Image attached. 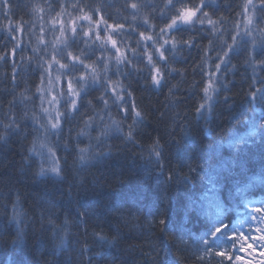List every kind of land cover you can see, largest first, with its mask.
Segmentation results:
<instances>
[{"label": "trees", "instance_id": "trees-1", "mask_svg": "<svg viewBox=\"0 0 264 264\" xmlns=\"http://www.w3.org/2000/svg\"><path fill=\"white\" fill-rule=\"evenodd\" d=\"M37 1L11 0L12 24L0 18V54L16 46V31L10 34V29L17 26L30 54L29 29L36 24L30 5ZM82 2L86 9L104 5L124 29L140 30L144 19L158 36L165 24L164 0H143L148 7L135 18L126 0ZM243 2L212 0L204 11L213 24L205 19L203 26L174 30L169 38H175L176 47L168 45L158 86L151 82L147 49L132 41L133 63L111 69L140 70L116 82L124 94L131 93V110L122 107L125 130L98 142L92 133L105 126L101 117L108 107L99 98L109 66L104 63L102 82L66 118L61 138L53 140L61 174L41 173L40 161L29 152L37 131L21 93H35L39 80L34 73L24 83L18 79L21 66L33 58L16 56L15 88L11 58L0 64V121L8 122L4 113L13 100L18 118L27 113L21 129H8L0 139V264H234L239 232L232 233L233 228L251 212L249 203L264 206V67L245 62L250 53L264 59V43L252 46L243 36L232 51L226 47L232 36L245 32L239 29ZM39 51L32 55L37 60L45 53ZM225 51L227 62L216 74L217 55ZM210 75L219 86L202 111ZM217 227L222 231L212 242Z\"/></svg>", "mask_w": 264, "mask_h": 264}, {"label": "rangeland", "instance_id": "rangeland-1", "mask_svg": "<svg viewBox=\"0 0 264 264\" xmlns=\"http://www.w3.org/2000/svg\"><path fill=\"white\" fill-rule=\"evenodd\" d=\"M212 0H208V3H210ZM198 3V1H197ZM31 4H38L37 2H31ZM107 4H111V2H107ZM226 7H229V3H224ZM43 11L36 13L34 16H32V21H34L36 24L32 29H29L33 35L31 36L28 51L30 54H26L24 52V48H26L27 44L25 42H22V35L23 32L18 29L16 31V45H19V47L16 48V56L23 58L24 61L26 60V56L30 58H33V62H25V66H21V72H22V79H20V72L17 73L18 77H20L18 80H22L24 83L25 76L29 77V73H34L37 75V80H39V84H36L37 86L35 89V93H26L30 94V99H27L29 101L27 104H25L24 109H28V111L31 113L30 116H34L40 120L41 123L47 122V114L43 112V108H48L50 112L54 108L59 109L60 111H63V107L61 105H53L49 104L48 101L52 98V96H57L59 99V93L61 92L63 87H66L64 84V81L67 79H71L72 77H65L62 73L63 70H57L59 68L58 65L54 64V61L52 59L53 56H55L57 59L60 60L61 63H67L71 59L70 57H67V52H72L73 55H80L81 59L84 60V62L88 65H91L87 71L81 69L74 73L75 77L78 79L80 75H85L87 83L85 84V89L83 92H81L82 99L87 96L91 91H94L102 81L99 79V74L102 72L101 69H105V64L109 62V66L106 68V76H105V82L107 84V93L105 92V88L101 89L102 94L99 96H104L105 99H108V107H106V113L102 115L101 119L104 120L105 126H97L95 127V132L92 133L93 137L98 140V142H103L105 139H108L112 136H115L120 133L121 127L125 130L126 123L123 121V113H126L125 111H122V107H125L126 109L131 110L130 108V102L131 98L128 96L127 93L124 94V91L122 89H118L117 83H121L122 73L127 70L125 69H119V73H114L111 71V69L114 67L115 64H117L115 60L114 55V49L111 47V43L108 42L105 48H101V41L105 40L107 36L111 35L113 39L117 40V46L121 48L122 52L125 54V56L130 59L132 55H134V52L132 51V41L138 43V47L141 50V47L146 50V52H143L144 58L147 61V56L149 54H153V49L155 47H159L154 43V40L158 42H162L159 40L158 36H152V30L148 26L147 23H145L146 20L142 19L141 23L138 24L140 27L137 31L128 29H116L115 31L111 28H107L106 25H101L99 29L96 28V21L100 20L101 17H103L107 21V25H117L119 24V21L117 18L111 17L110 14H107L104 12L106 8L104 5H98L97 8H91L87 6V9L84 8V4L82 0H40L38 4ZM75 5V6H74ZM95 9H100L99 12H95ZM241 11L243 12V8L240 6ZM32 10V9H31ZM107 11V10H106ZM130 12V10H129ZM131 13V12H130ZM89 15L92 17V23H89L85 20H76L78 16L82 15ZM240 18L244 20V23L241 24L239 29L243 27L245 28V21L246 18L244 15H240ZM76 20V24L79 25L80 32L78 34V38L69 42V47L64 48V45L56 44L57 39L61 38V27L67 26L69 29L73 26L72 21ZM125 21V20H124ZM206 21V20H205ZM198 23V22H197ZM134 22H130L129 25L132 26ZM200 24V23H199ZM262 24V23H261ZM188 26L184 24L177 25L176 29ZM200 26H203L200 24ZM192 27V26H189ZM148 32H147V31ZM246 31V29H244ZM84 31H91V32H99V35L101 37V40H96L94 36H91L90 38H82V33ZM144 32L145 35H151L153 37L152 41H145L140 38V33ZM10 35V34H9ZM70 35V33H65V38ZM11 36V35H10ZM15 37V36H14ZM249 38V37H248ZM243 39V38H242ZM250 39V38H249ZM126 40H129L128 42H125ZM42 41V42H41ZM84 41H88L85 43ZM131 41V43H130ZM39 47L36 48V45ZM84 45V46H83ZM168 47V45L166 46ZM44 48V56L37 60L34 56H32L34 53L41 52L39 49ZM63 49V53H60V50ZM133 57V56H132ZM38 58V57H37ZM16 61V57H15ZM105 63V64H104ZM0 64H3L0 62ZM24 64V63H23ZM22 64V65H23ZM44 65V68L47 69L46 73H39L41 72L39 69V65ZM52 64L53 67L48 68V65ZM11 65L12 60H11ZM118 65V64H117ZM120 66H123V68L126 66L125 64L121 63ZM95 68V75L97 76V81L93 82L92 80V69ZM18 69L17 71H19ZM129 69H131L129 67ZM39 70V72L37 71ZM216 74H219L220 72H215ZM44 75V82H41V76ZM214 75V73H212ZM211 76V80L209 82V85L211 84V87L209 88L208 95L211 96V99H208V95L205 97L204 101V107L202 108V111L204 109H208L211 105L213 97L216 95L217 88L219 84L217 83L216 75L213 77ZM60 76V80H56V77ZM220 78V76H217ZM116 78V79H114ZM49 81L51 83L49 84ZM120 81V82H119ZM126 81V80H125ZM26 82V81H25ZM34 86V87H35ZM77 90H79V85H76ZM37 88L42 89L41 92H37ZM113 89H115V92H113ZM26 94L24 96L26 97ZM120 95L124 96L127 100V103L125 105L120 106V101L115 100V96ZM43 96L44 99L41 101L40 97ZM86 98V97H85ZM32 100V101H31ZM101 100V99H100ZM101 102H103L101 100ZM124 102V101H123ZM22 104V103H21ZM129 107H126L128 106ZM20 108H23L22 105ZM54 115L55 113L52 112ZM74 113H65L64 121L66 118H69ZM63 121V123H64ZM36 124V123H35ZM63 127V126H62ZM127 130V129H126ZM36 131H37V147L39 145V142H44L48 147L52 148L53 152H55L54 148V142L57 137V133L53 131L51 135H48L45 137L44 130L39 127V124H36ZM62 128L59 130L61 133ZM33 147V146H32ZM33 154V153H32ZM41 163V165L48 169L52 166V161L48 157L47 148L43 149L41 156H36L33 154ZM45 174H55L50 171H44ZM259 206H251L250 203L247 207V210L251 211L247 216H245L241 220H245L239 223L233 228L232 233H235L236 230H238L239 233H235L237 236V239L239 241L238 250L236 251V256L234 255V251H232L231 258L234 261V264H264V221H261L259 217L261 215H264V211L262 212H256L255 209ZM253 217H256V219H253ZM221 222V221H219ZM215 232V231H214ZM221 233V232H220ZM220 233H217L215 235L212 234L211 241L214 242L216 239L220 237Z\"/></svg>", "mask_w": 264, "mask_h": 264}, {"label": "snow or ice", "instance_id": "snow-or-ice-1", "mask_svg": "<svg viewBox=\"0 0 264 264\" xmlns=\"http://www.w3.org/2000/svg\"><path fill=\"white\" fill-rule=\"evenodd\" d=\"M208 3V0H198L197 2H194V0H164L163 9L161 10V18L165 21L164 27H161L159 29V40L162 42H159V47H155L153 49V54H149L147 56V63L150 66V73H151V82L154 85H159L162 81H164V75L162 74V68L168 63V47L171 43L172 48L176 47V40L174 37L169 38L170 34L174 33V29L177 25L184 24V25H192L195 23L203 24L205 22V19H207V22L209 24H213V21L209 18V13L207 11H204L206 4ZM75 6V5H74ZM32 9V13L36 14L43 9L38 4H31L30 5ZM125 7L130 10L133 18H135L136 14L141 11L142 8L148 7L147 4L143 2V0H126ZM12 2L11 0H0V18H3L4 20L9 22V25L12 24ZM243 12L242 15L245 16V29L246 31L242 34L238 33L235 36H232V44L226 45V47L232 51V49L238 44L241 37L247 36L250 38L251 45L255 46L258 43H264V27H261V23H264V0H244L242 4ZM166 10V11H165ZM95 12H99L100 9H95ZM76 20H85L89 23H92V17L89 15H82L78 16ZM76 20L72 21L73 26L69 29L66 25L62 26L61 31V38L57 39L56 44L64 45V48L69 47V42L73 41L78 38V34L80 32L79 25L76 24ZM23 21H21V25H23ZM147 23V20L145 21ZM106 25L107 28H111L114 31L116 29L122 30L124 28L123 24H117V25H107V21L101 17L100 20L96 21V28L99 29L101 25ZM20 26L14 27L10 29V34L12 32H15L19 29ZM65 33H70L65 38ZM140 38L145 41H152L153 37L151 35H145L144 32H141ZM91 36H94L96 40H101V37L99 35V32H91V31H84L82 33V38H90ZM42 42V41H41ZM87 43L88 41H84ZM111 43L112 49H114V55L115 60L117 64H125L131 65L133 61L131 59H128L125 54L122 52L121 48L117 46V40L113 39L111 35L107 36L105 40L101 41V48H105L107 43ZM183 43L187 46H191L190 40H185ZM19 47V45L14 46L9 52H5L3 54H0V62H7L9 58L12 60L13 64V72L11 76L12 85L13 88L16 87V77L17 73L15 71V57H16V48ZM135 52V49L132 50ZM60 53H63V49L60 50ZM229 52L225 51L223 52V55H217V59L220 60V63H216L214 66V72H220L222 70V64H225L227 61L223 59V57H228ZM67 57H70L71 59L67 63H61L59 59H57L55 56L52 57L54 64L58 65L59 70H63V75L65 77H72L71 79H67L64 81V84L66 87H63L61 92L59 93V99L57 96H52V98L48 101L49 104L53 105H61L63 107V111H60L59 109L54 108L52 112L55 114L53 115L52 112L49 111L48 108H43V112L47 114V122L41 123L38 118L33 116L34 123L39 124V127L44 130L45 137L48 135H51L53 131L57 133L56 137L58 139L61 138L59 130L63 126L64 116L65 113H75L78 109H80L81 103H82V96L81 92L85 89V84L87 83L86 76L80 75L77 79L74 75L77 71L83 69L87 71L91 65H88L84 62L83 59H81L80 55H73L72 52H67ZM246 63L251 62L252 65L257 67H264V59H256L254 58L251 53L249 54ZM160 64V67H157L156 65ZM39 67L42 70V73H46L47 69L44 68V65H39ZM53 67L52 64L48 65V68ZM105 67H107L105 65ZM133 71H140L139 69H130L129 71H126L122 73L125 76H129L132 74ZM117 72L119 73V68L117 69ZM92 80L93 82L97 81V76L95 75V68L92 69ZM61 77L57 76L56 80H60ZM209 79L211 80V75L209 76ZM41 82H44V75L41 76ZM51 81H49V84ZM79 85V90H77L76 85ZM211 87V84L209 85ZM261 90V89H257ZM42 89L37 88V92H41ZM204 93L208 95L209 88L203 89ZM105 92L107 93V84H105ZM113 92H115V89H113ZM128 96H131V93H128ZM22 102L23 100L30 99L29 97H25L23 93H21ZM41 101H43L44 97H40ZM100 99L103 101L105 105L108 104V99H105L104 96H101ZM115 100L120 101V106L125 105L126 103L124 96L116 95ZM208 99H211V96L208 95ZM204 105L201 104L200 108H202ZM2 105H0V109H2ZM15 107V101H10L8 105V111L4 113V116L8 119L7 123H3V121H0V124L3 125L4 133L0 134V139H3L5 136H7L8 129L12 130H19L22 127L21 120L27 118V113H24L23 117L18 118L16 112L14 111ZM134 107V105H133ZM199 110V109H198ZM137 116L140 115L139 112L136 113ZM70 131V130H69ZM47 148L48 157L52 161V166L48 169H45L43 166L40 168V172L43 173L44 171H50L55 174H61L62 167L60 166V163L58 161V154L53 152L52 148L48 147L44 142H39V145L37 147V142L33 141V147L29 149L30 153L35 154L36 156H41L43 149ZM85 149H81V152H84ZM157 156H160V153H156ZM81 159H85L84 156H81ZM256 212H262L264 211V206L258 207L255 209ZM15 219V217H13ZM253 219H256V217H253ZM261 221H264V215H261L259 217ZM160 223L163 224L164 221L161 219ZM222 231L221 227H217L215 229V232L213 235L220 233ZM101 239L105 238L102 235H99Z\"/></svg>", "mask_w": 264, "mask_h": 264}]
</instances>
